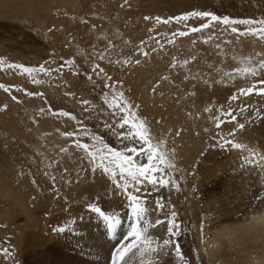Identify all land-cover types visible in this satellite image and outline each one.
<instances>
[{
	"label": "rangeland",
	"instance_id": "1",
	"mask_svg": "<svg viewBox=\"0 0 264 264\" xmlns=\"http://www.w3.org/2000/svg\"><path fill=\"white\" fill-rule=\"evenodd\" d=\"M192 11L251 23L212 22L191 32L210 17L157 21ZM15 64L51 73L27 74ZM0 84L10 89L0 88V264H48L50 257L53 264H114L117 250L133 243L115 264H213L204 231L206 214L221 207L222 171H204L223 158L229 124L232 135L250 127L264 137V0H0ZM106 100H126L131 122L143 123L166 159L160 175L167 185L144 182L137 193L128 181L145 209L139 240L120 236L134 217L119 169L114 180L89 155L91 146H140L121 142L131 123L121 128L126 113ZM234 110L247 111L235 114L243 127ZM91 204L119 219L115 228Z\"/></svg>",
	"mask_w": 264,
	"mask_h": 264
},
{
	"label": "bare ground",
	"instance_id": "2",
	"mask_svg": "<svg viewBox=\"0 0 264 264\" xmlns=\"http://www.w3.org/2000/svg\"><path fill=\"white\" fill-rule=\"evenodd\" d=\"M235 105H238V103ZM233 107L235 108V106ZM240 107H243V103H239L237 109H240ZM234 111L235 112L232 111L234 113V117L238 118L239 124L241 125V120H243L241 117L243 115L241 117L239 116L243 114L244 111H242L241 114L239 110ZM226 113L227 112L224 114ZM236 113L240 115L237 114L235 116ZM244 113L247 114V111ZM230 125L231 124L226 127V130L231 128ZM247 128V130H238L237 135H232L231 131L225 130L226 132L224 131L221 141L223 142V148L225 149L223 150V158L218 161L216 166L210 167L208 170L204 171L207 172V174L209 173L208 171L211 173L215 172L216 170L222 171L219 175L221 180L220 187L215 184L218 188H220V192L222 194V200L220 201L221 207L218 209L217 206V208L214 209L216 206L211 204L213 209L217 211L214 212L211 209L206 214L207 227L204 231V233L206 232V236L210 235L207 236L205 241L207 245L206 249L212 259L213 264H264V137L261 138L260 132L258 130H252L250 127ZM185 143L186 142L183 144L185 145ZM232 143H239L242 146L240 148H234L232 147ZM189 153L191 154V152ZM184 163L181 162V164ZM1 180L0 184L2 182ZM4 191H7V193L9 192L8 194L12 193V196L15 199L13 203L14 207L20 206L17 197L14 196V193L11 192V190L4 189ZM96 227L100 229L101 226ZM130 230L131 229L125 232L122 231L120 236L124 238H130ZM65 236V241L67 242V239L69 240L68 236H70V234ZM27 237L28 236H26V238ZM108 248L109 247L106 244L100 252L104 253L103 250L106 249L108 251ZM106 257L108 258V252L106 253ZM53 263V258H48V264Z\"/></svg>",
	"mask_w": 264,
	"mask_h": 264
},
{
	"label": "snow or ice",
	"instance_id": "3",
	"mask_svg": "<svg viewBox=\"0 0 264 264\" xmlns=\"http://www.w3.org/2000/svg\"><path fill=\"white\" fill-rule=\"evenodd\" d=\"M210 17V21L208 23L200 24L198 27H192L190 29L191 32H199L201 29L208 28L209 24L212 22H222L224 25L229 24H235L239 23L242 25H246L251 23L249 20H240V21H234L231 20L228 16L220 17L217 15H214L212 13H209L207 11H192L184 13L183 15L179 16H173L166 20L161 21V18L157 17L158 22L162 23H169L170 21H177V22H186L190 18H207ZM232 32H237V28L233 27L231 29ZM180 36L187 35L186 32L181 31L179 32ZM102 58V57H101ZM10 67H15L18 69H22L24 73L32 74L35 72H41V73H51V69L46 68L44 65L39 66V68L34 67H26L23 64H15L10 65ZM63 67V65L61 66ZM101 72H103V69H100ZM91 78V77H89ZM108 79H111L108 77ZM34 83H42L41 80H34ZM105 87H108V85H105ZM0 88H5L6 91L10 90L5 85L0 84ZM253 91L252 88H248L246 90L242 91L243 95H248ZM260 92L264 94V88L260 89ZM28 95H34V93H27ZM119 97H123V93L117 94ZM15 99V97H13ZM232 99H236L235 96L232 97ZM115 100V97H114ZM108 103V101H105ZM84 103H87V101H84ZM7 107L6 105L4 106ZM109 108H116L118 107L121 112H125L126 115L122 118L123 123L120 124L121 128H124L125 125H129L131 123V130L127 133H120L121 142L123 143V140H130V142L135 141L139 142L140 146H132L128 147L125 146L122 150H117L115 148H109L107 145H103L101 148H95V146H91L94 148L93 151L89 152V155L95 159L97 155L99 156V160L101 162L100 167L103 168L105 172H110L113 179L116 178V173L112 171L113 168L119 169V176L120 179L124 182L123 184L119 185L120 187L124 188L127 194V198L129 201V207L131 208L133 217H134V223L131 226V231L129 232L130 236H134L136 240H139L141 237V231L138 230L139 225V219L142 215V213L145 212V209L141 207V197L137 194H133L131 191H128V181L130 180L134 185H136V192L139 193L140 187L139 185L143 184L144 182H147L148 184L155 187L158 183L160 186H165L169 183V180H166L163 178L162 174L165 170L164 166L166 165V159L164 155L159 151L158 147L153 145L151 143V140L149 136L147 135V128L143 125L141 122L140 124H137L132 121V117L134 116V113H131V106L128 104L126 100H123L120 104H116L115 102L108 103ZM63 116H68L69 113L67 112H61L60 113ZM228 115H231V113H228ZM232 119L234 120L235 117L233 116ZM105 127H110L109 125H105ZM219 127V124L217 125ZM243 127V125H241ZM69 136L72 135V133H68ZM87 135V133H85ZM242 145L239 143H232V147L234 148H240ZM77 147L83 148L85 151H88L90 148V145L88 143H79L77 142ZM106 149V151H105ZM127 153H131L132 155H129ZM144 156L146 158V163H138L139 157ZM105 161L107 164H105ZM170 166V165H168ZM158 207L161 205L159 202H157ZM91 207L92 211L95 213H98L105 221H108V227L109 228H115V226L119 223V219L114 218L110 214H106L105 212H102L99 207H97L94 204L89 205ZM172 216L175 217L176 213L173 212ZM162 223L161 221H157V224ZM168 233H173V221L169 220L168 222ZM176 227H179L176 225ZM57 231H63V228L57 229ZM165 245L169 243L167 239L163 241ZM135 246V243L129 244L123 249H118L117 254L114 257V264L115 261L123 260L126 253Z\"/></svg>",
	"mask_w": 264,
	"mask_h": 264
}]
</instances>
